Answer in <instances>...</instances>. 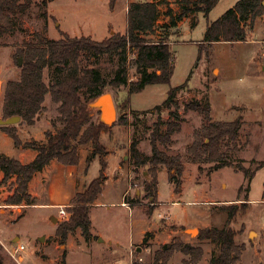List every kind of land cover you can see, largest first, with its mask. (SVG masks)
Returning <instances> with one entry per match:
<instances>
[{"label": "rangeland", "instance_id": "rangeland-1", "mask_svg": "<svg viewBox=\"0 0 264 264\" xmlns=\"http://www.w3.org/2000/svg\"><path fill=\"white\" fill-rule=\"evenodd\" d=\"M135 1L161 0H117L114 6L110 5V0H51L47 3L31 0L30 9L20 16L21 28L0 39V118L6 84L20 78L21 57L17 54L20 49L39 44L40 36L58 39L63 32L71 37L90 36L97 40L116 32L124 33L128 7ZM237 1L219 0L208 14L199 12L195 17L183 18L177 26H165L170 23L171 16L180 12L181 0H164L159 5L161 13L156 29L147 37L152 40L166 37L170 41L175 57L174 74L169 84H149L142 91L131 94L128 106H125L129 98L128 85L115 87L110 83L120 67L119 56L111 53L98 58L90 54L81 57L82 67L100 70L117 107L116 121L101 136L107 150L103 157L107 167L100 199L104 204L90 208L93 232L107 241L99 243L96 237L93 242L91 238L87 240L78 229L71 233L66 245L54 242L56 238L50 234L56 233L59 223L67 220L70 212L68 217L61 218L59 206L39 205L46 203L47 193L42 186L36 185L33 191L39 197L34 205H10L7 199L16 189V177L4 182L0 173V257L4 264H64L65 248L66 264H131L132 260L138 262L140 258L143 260L138 264H155L156 250L175 240L201 246L204 255L199 264H208L220 253L218 243L198 239L200 228L209 226L231 227L237 232L236 242L245 245L238 264H264V24L250 31L245 41L202 43L208 24ZM132 57L130 53L129 81L139 78L131 65ZM54 75L53 67L45 68L46 83L50 84ZM187 80V88L178 93L184 117L182 129L174 133L173 143L160 147L170 154L181 155L185 167L182 189L180 194L176 193L168 179V170L159 167L158 204L152 205V197L146 190L152 175L147 166L134 165L130 147L136 139L141 152L152 153L149 137L154 124L159 117L164 120L170 117L169 108L157 109L156 106L167 98L171 87ZM206 96L211 100L214 120L233 121L243 115L245 123L238 143L235 147L225 145L224 150L231 161L255 172L252 176L228 166L212 169L214 163L211 162H202L199 168V163L190 159L188 147L203 119L199 113L185 110L184 105L193 98ZM43 106L34 126L22 117L10 126L24 129L23 138L46 141L47 130L56 132L64 124L59 119V103L53 101L50 93ZM99 119L100 113L94 112L92 121ZM91 146L89 143L79 147L83 164L87 162ZM19 150L12 139L10 145L3 146L5 154L15 158ZM87 167L86 177L81 176L77 189L83 190L85 184L100 176L101 156L96 155L88 161ZM128 184L131 191L123 197L122 192ZM121 200L131 204L121 205L118 203ZM224 204L237 206L234 218L230 219L228 212L221 210ZM151 207L153 211L157 209L154 214L149 212ZM182 224L189 226L182 227ZM193 229L197 231L191 233ZM149 231L148 242L144 243V233ZM20 244L24 249L15 253ZM185 258L190 257L176 251L165 264H189L184 263Z\"/></svg>", "mask_w": 264, "mask_h": 264}, {"label": "trees", "instance_id": "trees-1", "mask_svg": "<svg viewBox=\"0 0 264 264\" xmlns=\"http://www.w3.org/2000/svg\"><path fill=\"white\" fill-rule=\"evenodd\" d=\"M51 0H43L47 3ZM117 0H110L114 6ZM219 0H181V10L176 16L170 17V23L165 26H177L183 18L196 16L203 12L208 14ZM161 1H135L128 7L127 30L124 33L116 32L102 40L90 36L71 37L63 32L58 39L39 37V44H29L18 51L22 58L21 74L18 80H9L6 84L3 98V116L7 119L19 115L29 125H34L37 116L44 108V101L48 93L54 102L59 103V119L64 124L56 132L47 130L46 141L28 140L23 142L16 127L0 124L13 139L16 146L31 148L37 151L36 157L23 163L15 157L0 152V171L3 172V181L16 177V189L7 199V203L32 204L34 198L29 192V183L33 176L43 170L53 159L65 165H77L80 161L79 147L91 143L87 162L96 155L101 156L102 169L99 177L93 179L84 191L76 193L68 207L70 217L59 223L56 236L59 243L66 245L68 235L80 228L83 236L89 240L91 233L90 207L95 203L103 191L104 171L107 162L104 155L107 153L101 142L103 130L110 126L99 121H92L96 109H90L92 100L107 91V82L99 69L88 66L82 67L81 57L90 54L96 58L105 54H117L120 58V67L111 84L115 87L128 85L129 98L125 101L128 106L131 94L142 91L149 84L170 83L175 70V57L170 41L165 37L152 40L147 35L156 29ZM32 3L31 0H0V39L6 34L16 32L21 28L20 16L26 13ZM171 11L168 12L171 15ZM264 15L262 0H239L217 20L208 24L203 44H213L217 41H245L248 31L255 24L257 17ZM196 24V22H195ZM194 24V25H195ZM133 53L131 65L135 67L139 78L129 81L128 59ZM54 68V79L49 84L44 79L46 67ZM188 80L175 87H171L167 98L157 109L169 108L170 117L167 120L158 118L150 134L151 154H145L138 149L137 140H133L130 153L136 167H148L152 175L146 184L152 205L158 204L159 194V167H166L168 179L174 185L176 193L181 192L185 167L180 154H170L161 146L173 143V135L182 129L184 117L180 112L178 93L187 88ZM85 95V96H84ZM124 107V105H123ZM185 110L195 111L202 116V125L194 132V140L188 147L190 159L199 163H214L212 169L233 167L236 170L252 176L255 172L231 161L224 150L225 145L238 143L241 128L245 123L243 115L233 121H217L212 117V104L209 97L193 98L185 103ZM100 113V112H99ZM122 117H119L121 120ZM149 175V174H148ZM154 208H150V213ZM225 210L232 219L237 213V206L224 204ZM151 232H145L143 242H148ZM237 232L231 227L209 226L200 228L198 239L211 240L220 246V253L214 255L208 264H238L244 244L235 240ZM176 251H180L190 258L184 263L199 264L204 250L199 245L175 240L166 243L155 252V264H165ZM67 248L63 251L66 264ZM0 264H4L0 257Z\"/></svg>", "mask_w": 264, "mask_h": 264}, {"label": "crops", "instance_id": "crops-1", "mask_svg": "<svg viewBox=\"0 0 264 264\" xmlns=\"http://www.w3.org/2000/svg\"><path fill=\"white\" fill-rule=\"evenodd\" d=\"M262 2L264 4V0H262ZM262 24H264V15H261V16L256 18L255 25L250 31L256 30V28ZM250 31H248V35H249ZM248 35H247V38H248ZM262 68H264V66H262ZM0 119H2V118H0ZM32 126H34V125H32ZM16 129H17V132H18L20 138L23 140V142L30 140V139H26V138L22 137V134L24 133V129H22L21 127H16ZM11 139H12L11 136L5 130L0 129V152L5 153L3 151V146L5 144L10 145ZM12 141H13V139H12ZM19 149L20 150H19L17 159H19L23 163H28V162L32 161L37 155V151L34 149L24 148L22 146H19ZM59 163H61V162L58 161L57 159H53L43 170L37 172L33 176V178L31 179V181L29 183V192L36 202V199L39 197V195L37 194L36 191H33V187L35 185L39 186V187L42 186L43 190L46 191V193H47V201H46V203H42L39 205H43L45 207H57V206H59L60 208L66 207L68 210V207L71 206V200L76 195V193L84 191L86 189V187L89 185V184L88 185L85 184V188L83 190L77 189V186L79 185L78 184L79 179L82 178L81 176H83L84 178L86 177V173L88 172V167H87V162L85 164H83V160H82L81 155H80V161L77 165H65L63 163H61V164H59ZM56 171H58V173H56ZM0 173H2V176H4L2 171H0ZM14 179L15 178L13 177V180ZM131 188L132 187L129 186V184H128V186L122 192L123 197H126L130 193ZM102 195H103V193H101L98 196L95 203H93L91 205V207L93 205H96V204H104V202H102L100 200ZM159 201L161 202V200H159ZM118 203L121 205H127V206L129 204H131L130 202H127L125 200H121ZM173 203H177V202H173ZM34 204L35 203L27 204V205L32 206ZM10 205H12V204H10ZM133 206H137V205L134 204ZM156 210L153 211L152 214H154V212H156ZM59 212H60V210H59ZM160 215H161V212H158V216H160ZM56 217L54 219H57ZM60 217L63 218L62 216H60ZM90 217H91V233H92L91 241L93 242V238L96 237L97 238L96 241H98L99 243H105L107 241V238L106 239H105V237L101 238V235L95 234L93 232V219H92L91 213H90ZM184 226H189V225H183L182 224V227H184ZM78 229H80V228H78ZM78 229H76V231ZM50 235L54 236L56 238V241L54 240V242H58V244H59V239L56 236V233L54 235L53 234H50ZM70 235H71V233L68 235V239H69ZM68 239H67V241H68Z\"/></svg>", "mask_w": 264, "mask_h": 264}, {"label": "water", "instance_id": "water-1", "mask_svg": "<svg viewBox=\"0 0 264 264\" xmlns=\"http://www.w3.org/2000/svg\"><path fill=\"white\" fill-rule=\"evenodd\" d=\"M22 58H19V64L22 65ZM90 109H96L100 112V121L108 126H112L117 119V107L114 101V97L111 92H105L92 100L89 104ZM20 120L21 116L15 115L7 119H0V124L11 125L15 123L16 120ZM104 131V130H103ZM193 229L191 233L195 232ZM197 231V230H196ZM141 247L138 248V251Z\"/></svg>", "mask_w": 264, "mask_h": 264}, {"label": "built area", "instance_id": "built-area-1", "mask_svg": "<svg viewBox=\"0 0 264 264\" xmlns=\"http://www.w3.org/2000/svg\"><path fill=\"white\" fill-rule=\"evenodd\" d=\"M263 57H264V51H263ZM60 214H61V216H62L63 218H66V217H68L69 212H68V210H67L66 207H61V208H60ZM23 249H24V245L20 244V245L14 250V252L17 253V252H19V251H21V250H23ZM14 252L12 253L13 255H14ZM142 260H143L142 258H140L138 262L135 261V260H132V261H131V264H138V263H140Z\"/></svg>", "mask_w": 264, "mask_h": 264}, {"label": "bare ground", "instance_id": "bare-ground-1", "mask_svg": "<svg viewBox=\"0 0 264 264\" xmlns=\"http://www.w3.org/2000/svg\"><path fill=\"white\" fill-rule=\"evenodd\" d=\"M196 232V230H194Z\"/></svg>", "mask_w": 264, "mask_h": 264}]
</instances>
